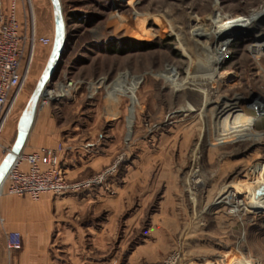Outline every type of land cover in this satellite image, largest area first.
I'll list each match as a JSON object with an SVG mask.
<instances>
[{
  "label": "rangeland",
  "instance_id": "obj_1",
  "mask_svg": "<svg viewBox=\"0 0 264 264\" xmlns=\"http://www.w3.org/2000/svg\"><path fill=\"white\" fill-rule=\"evenodd\" d=\"M59 3L66 37L50 86L70 80L77 84L71 95L88 102L116 82L122 90L125 79L133 85V102L138 89L134 134L105 168L119 163L112 180L122 177L127 163L140 168L132 171L140 177L149 164L151 186L134 187L150 189L151 198L145 216L136 218L129 230L123 228L127 217L120 218L113 251L126 258L145 245L138 249L145 257L135 262L144 264H159L173 255L178 256L177 264H264V202L253 198L257 184L264 182V116L255 109L264 104V51L256 53L264 49V22L240 28L226 44V38L215 35L229 19L257 18L264 0ZM24 4L36 35L51 37L52 44L35 45L30 72L8 116L9 145L16 139L19 117L35 92L55 38L52 1ZM207 45L223 53L214 67L205 63L201 51ZM204 73L212 76L210 81ZM236 97L239 112L254 119L248 126L226 120V106ZM249 131L259 139L247 136ZM3 159L0 153V164ZM199 176L204 184L196 190ZM234 193L246 200L238 209L227 203ZM6 198L29 199L2 194L0 203Z\"/></svg>",
  "mask_w": 264,
  "mask_h": 264
},
{
  "label": "crops",
  "instance_id": "obj_2",
  "mask_svg": "<svg viewBox=\"0 0 264 264\" xmlns=\"http://www.w3.org/2000/svg\"><path fill=\"white\" fill-rule=\"evenodd\" d=\"M3 2L8 6V0ZM18 17L22 23L30 26L31 20L26 14L24 0L19 2ZM121 85L124 87L119 90V82H116L91 102L82 96L71 95L40 107L35 113L23 151L31 153L41 147H55L62 142L66 149L61 159L70 179H83L101 171L133 136L140 109L136 93L138 89L133 102V85L130 87L126 79ZM8 129L7 121L2 135L5 142L10 141ZM134 165L133 162L127 163L122 177L118 175L117 179L110 180L108 187L113 192L107 187H96L75 194L45 193L37 201L31 198L2 200L0 264H112L123 259L129 263L141 261L137 259L145 257L142 249L145 245L137 246L126 258L112 249L113 243L117 242L115 239L118 237L120 218L127 217L122 226L124 230H129V225L137 222L136 218L145 216L150 202V189L136 190L134 186L136 183L151 186V177L148 176L151 166L145 164L141 172L143 176L140 177L132 174L137 168ZM161 213L162 210H159L158 215ZM13 231L21 233L22 247L8 251L7 236ZM139 247H142L141 250H138Z\"/></svg>",
  "mask_w": 264,
  "mask_h": 264
},
{
  "label": "built area",
  "instance_id": "obj_3",
  "mask_svg": "<svg viewBox=\"0 0 264 264\" xmlns=\"http://www.w3.org/2000/svg\"><path fill=\"white\" fill-rule=\"evenodd\" d=\"M8 2V6H5L3 0H0V153L2 155L9 154L13 149V145L10 148L11 145L3 141L2 135L9 113L30 72L35 45L52 44L51 37L37 36L32 24L28 27L19 20L20 0H8ZM50 83L51 78L40 93L37 110L52 101L70 97L77 87V84L74 85L70 80L56 88L50 86ZM65 149V145L60 142L55 147H41L31 153L23 151L7 172L0 195L29 197L37 201L45 193L75 194L103 185L113 192L107 182L116 174L118 162L89 177L72 180L67 176L61 159ZM6 247L8 251L21 249L22 236L19 231L8 233ZM177 259L178 256L173 255L169 260L159 264H177Z\"/></svg>",
  "mask_w": 264,
  "mask_h": 264
},
{
  "label": "bare ground",
  "instance_id": "obj_4",
  "mask_svg": "<svg viewBox=\"0 0 264 264\" xmlns=\"http://www.w3.org/2000/svg\"><path fill=\"white\" fill-rule=\"evenodd\" d=\"M259 22H264V11L259 12L257 18H251V19H248V20H239V19L230 20L229 19V21H226V22H224L222 24V27L220 26V28H218L216 30L215 35L217 37L223 38V40L226 38L227 40H224V42L226 44L228 39H229V37L232 34L236 33L238 30H240V28H244V29L245 28H249L250 29V28H252V26L256 25ZM225 44H222V46L225 45ZM201 51L204 54L205 63H207L209 65V67H214L215 65H217L219 63V61L221 60V57L223 58V53L221 52V50L214 49L212 47V45H209V46L207 45V47L201 48ZM263 51H264V49L259 51V52H256V53H261ZM191 75H193V74H191ZM204 76H208L210 78L209 81L212 78V76H210L209 73H206V74L204 73ZM209 101L206 100V103H208ZM238 103L239 102H238L237 97H236V99L230 100V102L227 104V106H226L227 119L226 120H227V122L229 124H236V125L237 124H243V125L248 126L251 122L254 121V119H251L249 116L240 113L239 112V108H238V105H239ZM37 107H38V105H37ZM255 109L257 110L259 115L264 116V104H257L255 106ZM36 111H37V109H36ZM191 111L192 112H196V109H192ZM199 115L200 116H205V112L204 111H200ZM246 135L247 136H254V137L258 138V134L257 133H253L251 131L246 133ZM13 144H14V142H12L10 148L12 147ZM25 144H26V142H25ZM23 149H24V147H23ZM23 149L20 152V154L23 152ZM6 154H4L3 156L5 157ZM18 156H17V158H18ZM7 175L5 176L4 181L6 180ZM4 181H3V183H4ZM3 183H1V185H0V192H1V189H2ZM202 183H203V179H201L200 176H199V178H197L194 181L193 188L198 190L200 187H202L200 185ZM227 194H229V193H227ZM235 195L236 194L234 193V197L232 196L231 200L227 199V197L223 196L224 199H227V201H229L227 203H229V205L232 207V209L233 208L234 209H238L239 207L243 206L245 204V201H246L244 198H239V197H237ZM253 198L257 199V203L264 202V182H261V183L257 184V190L255 191V194L253 195Z\"/></svg>",
  "mask_w": 264,
  "mask_h": 264
},
{
  "label": "water",
  "instance_id": "obj_5",
  "mask_svg": "<svg viewBox=\"0 0 264 264\" xmlns=\"http://www.w3.org/2000/svg\"><path fill=\"white\" fill-rule=\"evenodd\" d=\"M54 10L55 19V38L53 49L46 64V67L40 77L33 96L30 98L29 103L23 113L20 116L17 126L16 139L13 144L12 151L7 154L0 164V185L3 182L7 172L9 171L11 165L16 160L17 156L22 151L25 142L27 140L28 134L34 122L35 113L37 109V102L41 91L46 85L49 78L55 73L58 60L62 54L65 46L66 28L63 13L60 7L59 0H51Z\"/></svg>",
  "mask_w": 264,
  "mask_h": 264
},
{
  "label": "trees",
  "instance_id": "obj_6",
  "mask_svg": "<svg viewBox=\"0 0 264 264\" xmlns=\"http://www.w3.org/2000/svg\"><path fill=\"white\" fill-rule=\"evenodd\" d=\"M110 50H111V51H116L115 49H112V48H111Z\"/></svg>",
  "mask_w": 264,
  "mask_h": 264
}]
</instances>
